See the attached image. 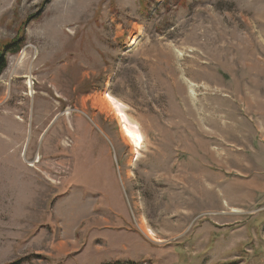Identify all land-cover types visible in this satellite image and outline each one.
Returning <instances> with one entry per match:
<instances>
[{
    "label": "rangeland",
    "instance_id": "rangeland-1",
    "mask_svg": "<svg viewBox=\"0 0 264 264\" xmlns=\"http://www.w3.org/2000/svg\"><path fill=\"white\" fill-rule=\"evenodd\" d=\"M18 42L0 264H264V0H0Z\"/></svg>",
    "mask_w": 264,
    "mask_h": 264
},
{
    "label": "bare ground",
    "instance_id": "bare-ground-1",
    "mask_svg": "<svg viewBox=\"0 0 264 264\" xmlns=\"http://www.w3.org/2000/svg\"><path fill=\"white\" fill-rule=\"evenodd\" d=\"M105 103V108L110 110L112 113H115L119 122L122 123V131L125 137V142L128 145H131L133 147V150L138 153L139 148H144L143 142L145 140V135L141 131L140 127L134 121L130 120L127 115H125V110L123 109L124 106L119 102V100H116L115 98L105 97ZM129 133H131L132 135H129ZM134 137H137L138 139H134ZM146 235L149 238H153L152 233H150L148 230L146 232Z\"/></svg>",
    "mask_w": 264,
    "mask_h": 264
},
{
    "label": "trees",
    "instance_id": "trees-1",
    "mask_svg": "<svg viewBox=\"0 0 264 264\" xmlns=\"http://www.w3.org/2000/svg\"><path fill=\"white\" fill-rule=\"evenodd\" d=\"M21 44H22V42H18L15 46L7 48L5 53L0 52V76L3 73V70L5 69V67L7 65L6 64V60H5V55H7L8 53H12V54L18 53L21 50V48H22ZM7 47H9V46H7ZM22 263L23 262H20V263L16 262V263H13V264H22Z\"/></svg>",
    "mask_w": 264,
    "mask_h": 264
},
{
    "label": "snow or ice",
    "instance_id": "snow-or-ice-1",
    "mask_svg": "<svg viewBox=\"0 0 264 264\" xmlns=\"http://www.w3.org/2000/svg\"><path fill=\"white\" fill-rule=\"evenodd\" d=\"M129 135H132L131 133H129ZM134 139H138L137 137H134Z\"/></svg>",
    "mask_w": 264,
    "mask_h": 264
}]
</instances>
